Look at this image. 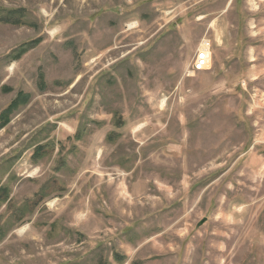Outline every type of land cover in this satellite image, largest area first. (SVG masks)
<instances>
[{
  "label": "rangeland",
  "instance_id": "rangeland-1",
  "mask_svg": "<svg viewBox=\"0 0 264 264\" xmlns=\"http://www.w3.org/2000/svg\"><path fill=\"white\" fill-rule=\"evenodd\" d=\"M5 121L0 264H264V0H0Z\"/></svg>",
  "mask_w": 264,
  "mask_h": 264
},
{
  "label": "built area",
  "instance_id": "built-area-1",
  "mask_svg": "<svg viewBox=\"0 0 264 264\" xmlns=\"http://www.w3.org/2000/svg\"><path fill=\"white\" fill-rule=\"evenodd\" d=\"M212 46L211 42L204 40L200 48L196 52L194 62H192V74L208 71L212 62Z\"/></svg>",
  "mask_w": 264,
  "mask_h": 264
},
{
  "label": "trees",
  "instance_id": "trees-1",
  "mask_svg": "<svg viewBox=\"0 0 264 264\" xmlns=\"http://www.w3.org/2000/svg\"><path fill=\"white\" fill-rule=\"evenodd\" d=\"M20 96H22V94H20ZM20 96H18V97L12 102V104L10 105V107H9L8 110H7V113H8V114H10L11 110H15L19 105H22V104H26V103H27V101L22 102L23 100H21V102L19 103ZM24 97H25V95H24ZM26 97H27V96H26ZM26 97H25V98H26ZM23 99H24V98H23ZM8 123H9L8 121L3 122V123L1 124V126H0V129L6 127V125H7Z\"/></svg>",
  "mask_w": 264,
  "mask_h": 264
},
{
  "label": "crops",
  "instance_id": "crops-1",
  "mask_svg": "<svg viewBox=\"0 0 264 264\" xmlns=\"http://www.w3.org/2000/svg\"><path fill=\"white\" fill-rule=\"evenodd\" d=\"M75 81H76V80H75ZM75 81H74V82H75ZM73 85H74V83L72 84V86H73ZM63 115H64V114H61V115L59 116V118H58L57 120H55L56 123H57V122H62V120H63ZM46 125H48V124H46Z\"/></svg>",
  "mask_w": 264,
  "mask_h": 264
},
{
  "label": "bare ground",
  "instance_id": "bare-ground-1",
  "mask_svg": "<svg viewBox=\"0 0 264 264\" xmlns=\"http://www.w3.org/2000/svg\"><path fill=\"white\" fill-rule=\"evenodd\" d=\"M133 27V26H132ZM212 55V54H211Z\"/></svg>",
  "mask_w": 264,
  "mask_h": 264
}]
</instances>
